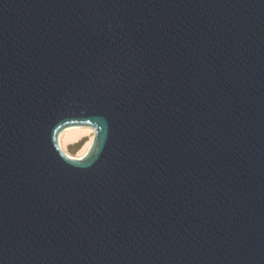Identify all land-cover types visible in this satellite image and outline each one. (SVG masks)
Here are the masks:
<instances>
[{"label":"water","instance_id":"obj_1","mask_svg":"<svg viewBox=\"0 0 264 264\" xmlns=\"http://www.w3.org/2000/svg\"><path fill=\"white\" fill-rule=\"evenodd\" d=\"M0 264H264V0H0Z\"/></svg>","mask_w":264,"mask_h":264},{"label":"bare ground","instance_id":"obj_2","mask_svg":"<svg viewBox=\"0 0 264 264\" xmlns=\"http://www.w3.org/2000/svg\"><path fill=\"white\" fill-rule=\"evenodd\" d=\"M85 136H89L88 141H86L84 143V145L81 147V149L78 152V154H82V157H83L88 153V151L92 147V144L94 141V130L91 127H87V126H71V127H68L60 133V135L58 137V143L60 144L61 142H63L64 147L61 150L64 153H66V155H68L70 157H75L78 154L74 155V156L70 155L68 150H67V147L69 145H73V144L79 142ZM89 141H91V144H89Z\"/></svg>","mask_w":264,"mask_h":264},{"label":"rangeland","instance_id":"obj_3","mask_svg":"<svg viewBox=\"0 0 264 264\" xmlns=\"http://www.w3.org/2000/svg\"><path fill=\"white\" fill-rule=\"evenodd\" d=\"M88 137L89 136H85L79 142H77V143H75L73 145H69L67 147V150H68L69 154L72 155V156L77 155L79 150L81 149V147L84 145V143L86 141H88Z\"/></svg>","mask_w":264,"mask_h":264},{"label":"clouds","instance_id":"obj_4","mask_svg":"<svg viewBox=\"0 0 264 264\" xmlns=\"http://www.w3.org/2000/svg\"><path fill=\"white\" fill-rule=\"evenodd\" d=\"M89 144H91V141H89ZM64 145H63V142H61L59 144V148L60 149H63ZM66 154V153H65ZM82 158V154H78L77 156L75 157H69V159H74V160H80Z\"/></svg>","mask_w":264,"mask_h":264}]
</instances>
